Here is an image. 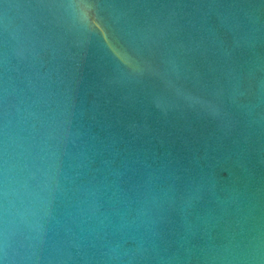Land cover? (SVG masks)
Instances as JSON below:
<instances>
[{
    "label": "water",
    "instance_id": "95a60500",
    "mask_svg": "<svg viewBox=\"0 0 264 264\" xmlns=\"http://www.w3.org/2000/svg\"><path fill=\"white\" fill-rule=\"evenodd\" d=\"M0 264H264V0H0Z\"/></svg>",
    "mask_w": 264,
    "mask_h": 264
}]
</instances>
